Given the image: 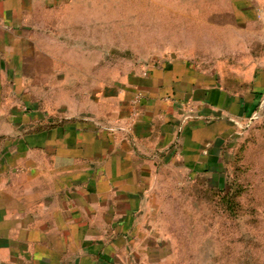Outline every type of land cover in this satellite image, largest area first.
Wrapping results in <instances>:
<instances>
[{"label": "crops", "instance_id": "0c3cea01", "mask_svg": "<svg viewBox=\"0 0 264 264\" xmlns=\"http://www.w3.org/2000/svg\"><path fill=\"white\" fill-rule=\"evenodd\" d=\"M134 23L204 44L121 69L99 41ZM262 128L264 0H0V264H166L169 192L186 174L213 213Z\"/></svg>", "mask_w": 264, "mask_h": 264}, {"label": "rangeland", "instance_id": "374dc122", "mask_svg": "<svg viewBox=\"0 0 264 264\" xmlns=\"http://www.w3.org/2000/svg\"><path fill=\"white\" fill-rule=\"evenodd\" d=\"M120 27L116 39L99 42L102 50L109 49L108 43L116 48L118 54L112 58L121 69L129 65L143 67L144 62L156 64L186 53L189 46L204 44L198 39L159 41L153 28L150 33H142L141 23L132 24L128 38L125 26ZM201 32L198 30L195 36ZM147 36L152 38L145 39ZM227 160L214 169L216 176L206 180L214 195L213 213L188 195L201 187L188 180L186 174L161 204L160 228L170 250L166 264H264V128L254 131L252 136L240 137L229 149ZM230 188L242 193L238 200L244 206L235 214L224 213L226 208L218 199ZM205 241L212 244L205 248Z\"/></svg>", "mask_w": 264, "mask_h": 264}, {"label": "trees", "instance_id": "16d2710c", "mask_svg": "<svg viewBox=\"0 0 264 264\" xmlns=\"http://www.w3.org/2000/svg\"><path fill=\"white\" fill-rule=\"evenodd\" d=\"M236 195L237 193L230 188L229 191L222 196L223 205H225L228 210L233 211L238 206L234 202Z\"/></svg>", "mask_w": 264, "mask_h": 264}]
</instances>
